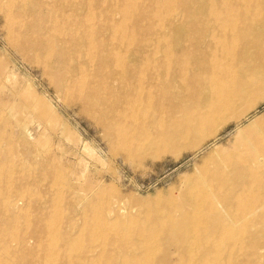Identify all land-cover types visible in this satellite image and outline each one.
<instances>
[{
    "label": "bare ground",
    "instance_id": "obj_1",
    "mask_svg": "<svg viewBox=\"0 0 264 264\" xmlns=\"http://www.w3.org/2000/svg\"><path fill=\"white\" fill-rule=\"evenodd\" d=\"M10 2L17 9L0 15V22L9 26L15 50L28 59V52H34L33 62L57 97L79 104L110 142L133 141L127 152L139 159L157 157L181 143L187 151L199 150L208 139L220 138L231 121L240 124L264 99V0H0V12ZM39 23L50 26L44 30ZM19 24L30 30H17ZM11 68L1 72L6 82L16 79L17 70ZM3 101L0 111L6 107ZM261 121L264 116L238 129L232 142L213 147L216 156L210 166L195 170L197 183L183 198L178 216L148 212L143 247L132 252L120 247L73 251L71 232L78 222L48 223L43 207L29 206L38 201L28 192L39 178L25 172L24 165L61 172L53 186L74 193L81 185L73 172L63 173L59 161L49 164L52 152L39 148L40 141L38 146L29 142L33 135L19 126L25 164L0 153V264H172V249L198 251L200 258L187 264H264V189L247 195L251 185L264 186V161L250 164L258 151L252 138L264 131ZM5 136L8 143L12 132ZM104 194L95 195L102 205ZM53 202L47 199L46 204ZM113 203L98 213L99 227L122 226L115 218L108 222L125 210ZM21 217L24 233L17 227ZM160 240L172 249L155 251ZM225 246L233 248L222 252Z\"/></svg>",
    "mask_w": 264,
    "mask_h": 264
},
{
    "label": "rangeland",
    "instance_id": "obj_2",
    "mask_svg": "<svg viewBox=\"0 0 264 264\" xmlns=\"http://www.w3.org/2000/svg\"><path fill=\"white\" fill-rule=\"evenodd\" d=\"M16 9L17 5L10 2L3 11L0 12V15L7 12L13 13ZM24 17L27 19L30 17V13H28L27 10H25ZM49 26L50 23H39L37 25L38 28L40 27L44 30H46L45 27L48 28ZM17 30L29 31L30 28L27 25L19 24ZM51 32L57 33L55 31ZM28 53L30 59L15 50L14 45L9 40V26L0 22V73L4 72L6 68H11L10 66H12V64L14 65V63H16V66L14 65L11 69L14 71L17 70L15 72L16 79L11 81L12 84L11 82L5 81L3 73H1L2 75L0 74V93H2V95L0 94V100H6V103H4L6 107L2 108L0 111V144L3 145L0 149V153H8V155L14 157L20 165L25 164V150H23L25 147L19 137L20 128L23 127L27 135L29 133L33 135V137L29 135L32 137L31 140L29 138V142H35V144H37L40 141L41 144L39 148H46L45 150H50L52 152L53 160L50 159L51 161L48 162L49 164L52 161H59L58 163L63 166V173L73 172L72 174L77 178L76 181L81 185V187L76 188V193H73L71 188L61 184L52 185V182L57 179L58 174H61V172L49 171L43 173V171H32L28 169L26 165L22 168L25 172L39 178L38 184H35L36 186H33L28 192L38 199L37 203L29 202L30 207L40 209L43 207L48 223L59 222L64 225L70 220L78 222L77 228L74 229L75 231L72 230L71 232L73 238L70 246L73 251L81 249L85 251H115L120 247L123 251L132 252L141 249L143 247V228L147 226L146 223L149 224L151 221L149 219L151 217H149V215L151 214L148 212L158 213L160 211H171L174 215L178 216L181 211L180 205L183 198L189 195L194 185L197 183L195 178L198 168L210 166L212 159L216 156L213 147L215 149L218 145H224L226 141L232 142L238 129H242L252 122V124L255 125L259 123L260 119L264 116L263 99L248 112V117H243V122L241 121V123L238 124L239 126L237 122L231 121L219 136L220 138L208 139L209 141L207 140L199 150L187 151L183 149V144L181 143L178 144L174 150L165 152L157 157L148 155L143 159H139L136 155H130L127 152L129 145L133 141L110 142L103 133V127L91 116L84 113L80 109L79 104L72 105L67 100L58 98L50 87L49 80L43 75L41 66L33 62V60L37 58L36 54L34 52ZM39 68H41V70ZM33 96L35 99L32 98ZM39 97L47 103L49 109ZM45 99L47 101H45ZM49 100L52 101L50 102ZM35 105L38 109H35ZM41 105H43V107L40 109ZM52 107L56 109V111L51 109ZM43 108L47 113L42 110ZM46 109L49 112L46 111ZM53 114L54 116L52 117ZM177 116L180 117L181 113L177 114ZM57 117L58 119H56ZM17 120H19V122ZM261 123L264 126V121H261ZM13 124L17 128H15ZM63 127L65 128L62 129ZM10 131L12 132L11 140L5 143V135ZM149 132L150 130L147 133L149 134ZM59 134H61V136ZM221 137H223L222 140ZM48 140L51 144L45 142ZM251 142L252 148L255 146L253 149L258 150L255 151L257 153H254L257 157L254 156L250 161L251 166L255 163L254 166L256 167L262 160L264 161V131L262 133L258 132L256 136L254 135ZM55 153L58 155H55ZM259 158L260 160L258 161ZM67 163L70 166H68ZM195 170L197 172H195ZM78 180H82L83 182ZM43 186L45 188L47 187L48 190ZM89 187L92 188L89 189ZM261 189H264V186L260 187L257 184L251 185L247 195L253 196ZM101 190L105 191V204L103 205L101 201L97 200L95 197ZM72 196H75V198H72ZM79 197H84L82 202H77ZM47 199L54 200V204H46ZM43 202H45V204ZM110 202H115L113 204H118L123 208L122 210L125 209V213L123 212L120 215H115L111 219H108V222H112L114 218L117 219V221L122 224L120 228L113 227L108 223L101 227L98 226V213L103 208H106ZM39 204L42 206H39ZM181 209L183 210V207ZM72 217L74 218L72 219ZM197 218L198 217H195V219ZM189 219L193 222L192 215L189 216ZM199 220L200 218L196 220L197 223L200 222ZM19 221L20 223L17 225L18 229L22 230L23 233L26 232V226L24 225L25 219L21 217ZM144 222H146L145 225ZM239 226H241V224H239ZM140 227L143 228L140 229ZM241 230L245 231L247 229ZM115 236L117 238H115ZM161 236L162 235H160V237ZM160 243L161 240L155 250L157 252L159 251L158 253L165 248L166 250L172 249L170 247L167 248V245H160ZM13 246V251H18V247L16 245ZM97 248L99 250H97ZM223 248L227 251L233 247H222V252H224ZM2 252L3 250L1 253ZM170 252L172 264H187V262H192L200 258L198 251L187 250V252H179L172 249ZM195 254H197L196 257ZM153 258L156 259L155 256H153ZM151 259L152 257L148 258V260Z\"/></svg>",
    "mask_w": 264,
    "mask_h": 264
}]
</instances>
